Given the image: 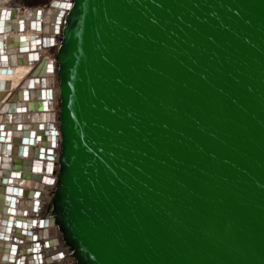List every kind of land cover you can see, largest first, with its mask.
<instances>
[{"label":"water","instance_id":"1","mask_svg":"<svg viewBox=\"0 0 264 264\" xmlns=\"http://www.w3.org/2000/svg\"><path fill=\"white\" fill-rule=\"evenodd\" d=\"M59 15L51 219L77 263L264 264V0Z\"/></svg>","mask_w":264,"mask_h":264},{"label":"bare ground","instance_id":"2","mask_svg":"<svg viewBox=\"0 0 264 264\" xmlns=\"http://www.w3.org/2000/svg\"><path fill=\"white\" fill-rule=\"evenodd\" d=\"M71 2L0 0V264H78L51 219L61 133L53 146L45 133L59 129V11Z\"/></svg>","mask_w":264,"mask_h":264},{"label":"snow or ice","instance_id":"3","mask_svg":"<svg viewBox=\"0 0 264 264\" xmlns=\"http://www.w3.org/2000/svg\"><path fill=\"white\" fill-rule=\"evenodd\" d=\"M63 7H70V5H67V4H65V5H62Z\"/></svg>","mask_w":264,"mask_h":264}]
</instances>
